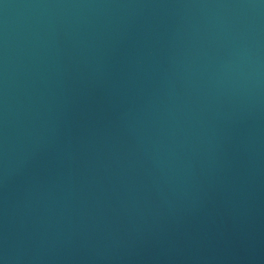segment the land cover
Listing matches in <instances>:
<instances>
[{"label":"water","instance_id":"obj_1","mask_svg":"<svg viewBox=\"0 0 264 264\" xmlns=\"http://www.w3.org/2000/svg\"><path fill=\"white\" fill-rule=\"evenodd\" d=\"M0 264H264V0H0Z\"/></svg>","mask_w":264,"mask_h":264}]
</instances>
